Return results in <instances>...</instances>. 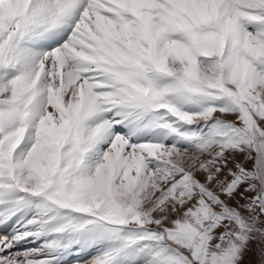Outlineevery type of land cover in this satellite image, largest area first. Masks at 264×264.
<instances>
[{"label":"snow or ice","instance_id":"1","mask_svg":"<svg viewBox=\"0 0 264 264\" xmlns=\"http://www.w3.org/2000/svg\"><path fill=\"white\" fill-rule=\"evenodd\" d=\"M0 264H264V0H0Z\"/></svg>","mask_w":264,"mask_h":264}]
</instances>
